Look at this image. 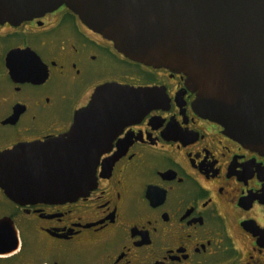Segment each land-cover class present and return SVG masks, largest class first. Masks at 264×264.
Instances as JSON below:
<instances>
[{"label": "flooded vegetation", "instance_id": "af4514ba", "mask_svg": "<svg viewBox=\"0 0 264 264\" xmlns=\"http://www.w3.org/2000/svg\"><path fill=\"white\" fill-rule=\"evenodd\" d=\"M111 84L155 97L106 128L95 188L62 202L23 189L11 152L68 134ZM196 99L186 76L130 60L65 5L0 18V264H264V155Z\"/></svg>", "mask_w": 264, "mask_h": 264}, {"label": "water", "instance_id": "95a60500", "mask_svg": "<svg viewBox=\"0 0 264 264\" xmlns=\"http://www.w3.org/2000/svg\"><path fill=\"white\" fill-rule=\"evenodd\" d=\"M63 5L130 60L186 76L197 112L264 155V0H0V18L20 21ZM154 97L152 89L101 88L68 134L11 152L22 160L23 189L49 202L88 195L113 142L106 128L128 110L152 107ZM23 152L36 155L17 157Z\"/></svg>", "mask_w": 264, "mask_h": 264}]
</instances>
